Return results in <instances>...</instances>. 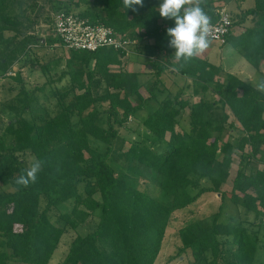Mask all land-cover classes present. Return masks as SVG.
Masks as SVG:
<instances>
[{
  "label": "trees",
  "instance_id": "1",
  "mask_svg": "<svg viewBox=\"0 0 264 264\" xmlns=\"http://www.w3.org/2000/svg\"><path fill=\"white\" fill-rule=\"evenodd\" d=\"M213 1L200 4L210 21L217 17ZM58 2L55 11L72 10L118 32H129L156 73L145 85L148 94L144 95L136 71L111 68L123 63L124 50L68 48L67 68L59 76H67L68 85L56 93L62 98L55 103L54 112L43 105L45 111L39 118L33 116L30 104L34 91L21 83L6 102L14 117L0 131V180L11 186L0 190V264H48L65 229V224L56 223L51 216L53 209L73 228L90 211L100 209L95 226L76 234L59 264H154L173 212L208 191L217 192L221 199L228 193L233 203L261 217L264 93L238 74L225 71L223 80L216 79L214 85L217 99L206 100L202 92L223 66L207 58L204 51L187 63L175 59L166 32L175 22L160 16L163 0H144L137 11L127 9L123 0L69 1L73 6L65 0ZM31 6L26 0H0L2 74L28 46L42 44L41 38L23 33L19 27L20 17ZM248 17L251 25L245 23ZM223 44L238 49L252 67H264V0H254L253 6L231 18ZM167 67L192 75L199 84L194 94L202 95L189 101L175 92L173 98L158 100L140 120L151 142L158 145L165 139L166 147L158 151L133 140L121 146L113 158L122 159L127 171L116 172L109 161L118 134L114 124H124L156 99L160 74ZM12 77L22 81L19 71ZM185 107L187 124L181 126L178 116ZM218 108L222 111L216 115ZM103 115L106 126L99 121ZM227 127L241 131L235 144L224 138ZM23 150L33 152L41 163L37 181L27 187L16 183L28 169L14 153ZM235 150L238 166L228 179ZM130 173L143 178L147 186L139 187ZM226 181L228 191L223 189ZM69 200L71 207L60 211V205ZM178 237L177 253L186 254L188 264H258L257 238L241 220L221 221L215 214L206 226L193 219L179 227Z\"/></svg>",
  "mask_w": 264,
  "mask_h": 264
},
{
  "label": "rangeland",
  "instance_id": "2",
  "mask_svg": "<svg viewBox=\"0 0 264 264\" xmlns=\"http://www.w3.org/2000/svg\"><path fill=\"white\" fill-rule=\"evenodd\" d=\"M69 1L71 0H65L67 3H70ZM238 1L240 4L248 6L254 0H214L211 4L215 6H225L231 18L234 19L242 9L247 8L245 6L237 8ZM26 2L28 5L31 4L32 6L30 8L28 7L24 17H20L22 24H20L19 27L24 30L23 33L28 32L41 38L42 44L35 43L36 45L32 44L28 46L23 56H21L19 60H15L11 65L9 68L10 73H0V131L4 129L6 122L14 117V113L6 108V102L14 97L21 83L28 89L34 91L30 98V104L35 118H39L43 113V109L45 111V108H47L50 113L54 112L56 109L55 103L58 99L62 98L56 93L59 90H64L68 85L67 76L62 78H59V76L61 71L67 68L66 58L69 55V49L62 46L59 41L53 40L56 36L52 29L53 14L56 7L61 3H59L58 0H26ZM70 5L73 6L72 3H70ZM47 15L49 16L47 17ZM245 23L246 25L252 24L250 17H248ZM6 34L8 33L6 32ZM138 48L140 47H137V49L135 46L131 47V51L122 57L123 63L121 65L114 64L111 68L116 70L124 68L136 71L139 74L138 78L141 83L140 91L142 94L147 95L148 92L145 85L151 82L156 70L148 66V57ZM209 49L210 52L208 51ZM239 53L238 49L232 50L223 43L220 44L211 41L210 46L205 50V54H207V58L211 61L220 63L223 69L215 75L214 79L208 81L210 87L207 91L202 92L206 100L213 101L217 99L218 95L215 92L214 85L216 79L223 80L225 71L236 73L242 79L253 84L258 82L261 77H264V67L261 69L252 67L245 57L240 58L238 55ZM237 57L240 58V60H237ZM17 71L20 72L22 78L21 82H17L12 77ZM162 73H164L162 78L163 81L157 85L156 99L149 100L144 108L140 109L136 115L131 116L132 118H129L124 124H114L118 130V134L113 139L114 149L109 161L114 166L116 172L121 170L124 172L127 171L122 159H113L116 158V153L121 146L125 147L129 142L136 140L142 145L155 148L158 151H163L166 147L165 139L159 140L158 145L151 142V139L148 137V132L140 120L148 111L154 108L158 100L167 97L173 98L175 92L189 101L198 100L202 95L201 92L194 94V89L199 87V84L192 75L184 76L181 74L180 76V74L171 67L164 69ZM39 87L43 88L40 89ZM52 92H55V96L52 95ZM71 92L70 90L68 95H70ZM43 105L46 107L44 108ZM221 111L222 109L218 108L215 114L217 115L221 113ZM187 112L188 108L185 107L178 116L181 126L187 124ZM23 114L29 117V114ZM99 121L102 125L106 126V115L101 116ZM240 134L241 131L239 129H230L227 127L224 131V138L235 144ZM165 138H168V134ZM99 146H104V144L101 143ZM14 153L23 160V163L28 169L34 161H37L34 153L29 150L16 151ZM259 156L264 161V146ZM238 160V151L235 150L233 161L229 168L228 179L234 176L238 166ZM253 163L256 165L257 162ZM130 175L136 180V184L139 187L147 186L143 178L135 176L132 173H130ZM4 180L5 179L0 180V190L5 191L11 189L10 184H8V182L5 183ZM223 189L226 191L229 190L228 181L223 185ZM96 196L98 197L99 195L96 194ZM43 205L44 201L42 200L41 206ZM71 205V200L66 201L60 205L59 210H68ZM215 214H218V220H241L248 226L249 230H251L257 238L258 246L255 254V262L264 264V213L261 217L255 216L253 212L246 211L239 204L233 203L228 198V193L221 199L220 194L213 191L204 192L188 207L173 212L171 220L165 229L154 264H188V256L184 253H182V255H178L177 253V247L180 244L178 237L179 227L193 219H197L204 225L210 226ZM99 215L100 209H94L90 211L88 217L84 221L80 222L76 228H73L64 222V219L58 215L57 210L53 209L51 216L56 223L65 224V229L61 234L48 264H59L68 250L70 241L76 234H83L91 230L95 226Z\"/></svg>",
  "mask_w": 264,
  "mask_h": 264
},
{
  "label": "clouds",
  "instance_id": "3",
  "mask_svg": "<svg viewBox=\"0 0 264 264\" xmlns=\"http://www.w3.org/2000/svg\"><path fill=\"white\" fill-rule=\"evenodd\" d=\"M124 6L133 11L144 6V0H123ZM202 0H163L158 11L162 18L174 20L175 26L167 28L170 37L168 46L175 49L174 56L177 61L187 63L193 57L210 46L209 32L211 18L200 6ZM257 91L264 93V77L254 85ZM41 171V163L34 161L25 175H21L16 183L27 187L37 181Z\"/></svg>",
  "mask_w": 264,
  "mask_h": 264
},
{
  "label": "built area",
  "instance_id": "4",
  "mask_svg": "<svg viewBox=\"0 0 264 264\" xmlns=\"http://www.w3.org/2000/svg\"><path fill=\"white\" fill-rule=\"evenodd\" d=\"M215 12L217 17L210 21L209 39L223 43L231 25V16L223 5L217 6ZM52 29L65 48L95 50L113 47L122 49L127 54L137 41L129 32H118L102 22L92 21L87 16L66 9L54 12ZM8 72L10 73V69L5 73Z\"/></svg>",
  "mask_w": 264,
  "mask_h": 264
},
{
  "label": "crops",
  "instance_id": "5",
  "mask_svg": "<svg viewBox=\"0 0 264 264\" xmlns=\"http://www.w3.org/2000/svg\"><path fill=\"white\" fill-rule=\"evenodd\" d=\"M253 4H254V1H253L251 4H249L248 6H245L244 4H240L239 1H238V2H237V8H238V7H244V6H245V7H251V6H253ZM230 48H231L232 50L236 49V48H233V47H230ZM208 51L210 52V49H209ZM204 52H205V50H204ZM207 54H208V53H207ZM207 54H206V55H207ZM238 55L240 56V58H242V57L244 58L243 55H240V54H238ZM240 58L237 57V60H240ZM148 66H149L150 68H152V66H151L150 64H148ZM167 68H168V67H167ZM171 68L174 69V71L178 72L174 67H171ZM153 69H154V68H153ZM170 71H171V70H170ZM162 72H163V71H162ZM178 74H180V76H181V73H180V72H178ZM163 76H164V73H161V74H160L161 81H163V79H162ZM141 93H142V92H141ZM131 118H132V117H131ZM140 119H141V118H140Z\"/></svg>",
  "mask_w": 264,
  "mask_h": 264
}]
</instances>
